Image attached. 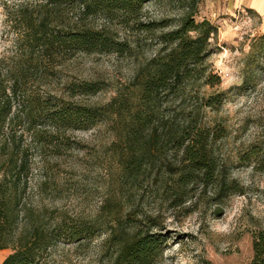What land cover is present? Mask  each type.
<instances>
[{
	"label": "rangeland",
	"instance_id": "rangeland-1",
	"mask_svg": "<svg viewBox=\"0 0 264 264\" xmlns=\"http://www.w3.org/2000/svg\"><path fill=\"white\" fill-rule=\"evenodd\" d=\"M40 4L41 0H0V58L16 51L23 9L36 18ZM66 14L74 23L77 10ZM181 14L178 0L150 1L144 10L146 20L167 18L174 24ZM205 19L218 28L209 64L221 84L212 88L191 82L185 91L162 96L151 127L135 142L129 134L136 128V73L155 48L145 38L142 49L130 57L74 54L40 87L44 94L104 112L94 127L68 131L71 148L61 156L40 152L29 133L22 141L29 149L31 172L20 196L14 239L29 222L43 225L47 233L63 219L82 221L96 230L80 245L54 244L41 264H114L115 252L120 264L121 246L137 232L160 240L161 253L154 264H253L255 237L264 233V57L259 70L245 72V67L264 27L254 11L236 6L234 0H200L196 21ZM86 24L107 28L114 37L132 38L101 15ZM244 76L252 80L247 90L242 89ZM85 83L101 90L83 95L69 89ZM218 94H223L220 105L205 106L208 96ZM188 125L212 133L219 175L214 183L195 177L178 186L183 153L165 134L181 133ZM155 131L159 138L154 143ZM10 254L11 248L1 250L0 264Z\"/></svg>",
	"mask_w": 264,
	"mask_h": 264
},
{
	"label": "trees",
	"instance_id": "trees-1",
	"mask_svg": "<svg viewBox=\"0 0 264 264\" xmlns=\"http://www.w3.org/2000/svg\"><path fill=\"white\" fill-rule=\"evenodd\" d=\"M150 1L154 0H41L36 18L31 10L23 9L16 51L8 58H0V251L12 249L2 264H41L54 244L80 245L96 233L95 226L63 219L50 233L43 225L29 222L17 238L13 237L19 225L20 196L29 185L31 172L29 149L22 144L25 135L31 134L40 152L49 150L61 156L71 148L68 131L94 127L104 115L103 109L76 105L64 97L40 91L49 78L57 75L56 68L65 60L78 53L130 57L142 49L143 38L155 47L136 73V128L129 134L134 142L151 127L155 107L162 96L185 91L191 82L212 88L221 84L209 64L214 54L211 40L218 35V28L206 19L196 21L200 0H178L182 14L175 24L167 18L146 20L145 5ZM70 9L77 10L74 23L66 18ZM97 15L107 23L116 22L131 34V40L114 37L107 28H89L86 20ZM263 57L264 34L254 40L246 56L245 72L259 70ZM251 83L244 76L242 89H249ZM69 89L83 95H94L101 90L97 84L90 83ZM221 96H208L205 106L220 105ZM165 135L183 153L184 166L177 182L180 188L195 177L207 183L218 180L209 129L188 125L181 133L175 130ZM158 138L157 132H153L151 141ZM112 239L116 246L114 236ZM160 247L161 242L155 236L137 232L121 246L117 260L120 264H154L161 253ZM253 250V264H264V233L256 235Z\"/></svg>",
	"mask_w": 264,
	"mask_h": 264
},
{
	"label": "crops",
	"instance_id": "crops-1",
	"mask_svg": "<svg viewBox=\"0 0 264 264\" xmlns=\"http://www.w3.org/2000/svg\"><path fill=\"white\" fill-rule=\"evenodd\" d=\"M236 6L246 7L254 11L261 19L264 27V0H234Z\"/></svg>",
	"mask_w": 264,
	"mask_h": 264
}]
</instances>
